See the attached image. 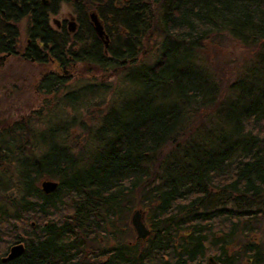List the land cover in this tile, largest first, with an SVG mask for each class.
<instances>
[{
	"label": "trees",
	"instance_id": "16d2710c",
	"mask_svg": "<svg viewBox=\"0 0 264 264\" xmlns=\"http://www.w3.org/2000/svg\"><path fill=\"white\" fill-rule=\"evenodd\" d=\"M63 4L74 32L52 23ZM208 42L254 51L225 87L202 57ZM1 53L5 68L20 64L17 79L35 77L40 120L66 87L57 64H90L124 85L113 100L104 81L65 95L75 110L103 96L94 123L67 121L80 124L77 146L62 126L0 120V264H264V0H0ZM43 178L57 188L45 193ZM137 205L145 239L129 230ZM9 240L26 248L4 262Z\"/></svg>",
	"mask_w": 264,
	"mask_h": 264
},
{
	"label": "rangeland",
	"instance_id": "374dc122",
	"mask_svg": "<svg viewBox=\"0 0 264 264\" xmlns=\"http://www.w3.org/2000/svg\"><path fill=\"white\" fill-rule=\"evenodd\" d=\"M72 10V7H70L68 4H63L61 12L57 15L52 16V23L55 25V21L57 19L59 21L68 19L71 21L72 19L76 21V18L72 15ZM74 30H78V24L77 26H75ZM86 30L87 29H84V32L82 33L84 36L88 35ZM21 33V38L24 42L26 39V26L23 22L21 23ZM104 39L106 38H101V41L103 43L105 41ZM108 40L111 42L110 36H108ZM3 55L4 53H1L0 56L2 57ZM253 55V49L244 46L240 42L230 43L229 45H220L208 42L206 45H204V48L202 50V57L206 61L205 63H207L214 69L221 83L222 81L224 82L223 87H225L227 84H230L237 76L240 75L243 67L251 61ZM7 61V57L4 58L3 56L2 58H0V120L3 121L4 118L9 117L11 119L10 122L15 120V122L18 121L24 126L29 125V127H31L33 130L36 129L37 131H39L40 129L43 130L44 128H54L62 126V129H59L58 133L63 136V141L66 143V145L69 146H77L80 143L79 141L81 140V136L83 138L84 135H82V131L80 130V128H78L80 124L71 128L70 126L72 124V121L69 125L67 121H70L76 114L80 116L82 122H85L88 125L94 123V119L97 117V113L99 112V110H101V108L96 106V104L102 99L103 96L106 97L107 100H113L115 98L113 94V88L115 84L118 85V88L124 85V83H122L123 79L121 78V75L112 74V72L110 71L101 73L97 69L91 68L90 64H77L74 67L70 66L69 71H63V69L56 67V69L54 70H57L64 76L65 79H67L65 82L66 87L60 93H58V95L48 100L49 102H51L48 106L49 111L47 110V108H45L43 118L42 120H40L39 117L33 114L35 110L41 109L43 107L42 103L37 100L38 97L42 96L40 93H38L39 88L38 85L35 84L37 83V81L35 82L34 80L35 77L33 76L34 78L33 80L30 79V82H28V80H26L25 78L17 79L18 77H16V75L13 76V73L10 69H14L17 67V69H19L20 64H16L13 66L10 65V69H7L5 68ZM21 66L23 67V65ZM24 71L25 67H23V70H21V72ZM24 73L26 74V72ZM22 80H25L26 83ZM102 81L110 84L109 90L106 93H103L102 97L95 96L91 100L88 99L86 103L83 102L84 104L82 105L78 103V101L81 100L76 101L77 103L74 106L77 107V110L73 109L68 104H64L65 101L67 102V99L65 98V95L67 93L75 91V93L78 95L80 94L79 92L83 87H86L93 82ZM13 83L17 84V87H15L14 89V86H12ZM31 98L36 99L33 107L26 112H20V107H22L23 104L28 103ZM61 98L63 99L61 100ZM87 98H89V96H87ZM1 130L2 124H0V131ZM3 138L4 135H2V132H0V142ZM27 153L28 152H25L23 154ZM21 156L25 155L21 154ZM17 187L18 186L16 184L12 183V185L10 186L11 189L7 193L11 191L13 193L17 192ZM136 209H140L142 211L143 219L145 220L147 226H149V223L146 220L145 207H143L142 205H137V207L132 210V213L130 215L129 225L131 229L129 227V230L130 234L133 233L134 237L138 238V233L132 224V215ZM148 228L150 229V226ZM13 242L14 241L9 240L8 246H10ZM210 260V263L213 264V260Z\"/></svg>",
	"mask_w": 264,
	"mask_h": 264
},
{
	"label": "water",
	"instance_id": "95a60500",
	"mask_svg": "<svg viewBox=\"0 0 264 264\" xmlns=\"http://www.w3.org/2000/svg\"><path fill=\"white\" fill-rule=\"evenodd\" d=\"M90 17L94 23V27H95L97 34L102 38L105 36L107 37L104 26H103V24H102V22L98 16V14L95 11H92L90 13ZM71 24H72V27H70V29L74 30L75 24L74 23H71ZM105 43H106V45L109 44L108 37L105 40ZM57 186H58V182L54 181V180H45L42 182L43 190L46 193H50V192L54 191L57 188ZM132 224L138 233V237H140V238H146L151 232L150 229L148 228L147 224L145 223L144 219H143V213L140 209H137L133 213ZM24 251H25V244L23 242L16 243L10 247L8 254L5 255L2 258V260L4 262H6L9 260L15 259V258L19 257L20 255H22L24 253Z\"/></svg>",
	"mask_w": 264,
	"mask_h": 264
},
{
	"label": "flooded vegetation",
	"instance_id": "af4514ba",
	"mask_svg": "<svg viewBox=\"0 0 264 264\" xmlns=\"http://www.w3.org/2000/svg\"><path fill=\"white\" fill-rule=\"evenodd\" d=\"M70 21H71V20H69V19H68V20H62V21H61V20L59 21V20L57 19V20L55 21V23H56L55 25L58 26V27H62L64 24H66L67 27H68V29H67V33H68V32L70 33V32H71V30L69 29V28H70ZM72 21H75V20L72 19ZM75 22H76V21H75ZM72 65L75 66V63H73ZM57 67L63 69V71H68V70H70V69H69L70 67H68L67 65L57 64ZM66 68H67L68 70H66ZM56 72H58V71L56 70ZM58 74H59V75H62V74H60L59 72H58ZM62 76H63V75H62ZM63 77H64V76H63Z\"/></svg>",
	"mask_w": 264,
	"mask_h": 264
}]
</instances>
